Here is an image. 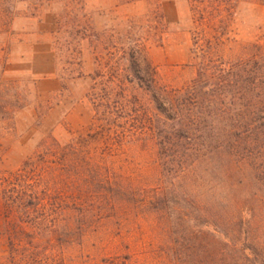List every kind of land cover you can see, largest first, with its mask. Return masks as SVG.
Instances as JSON below:
<instances>
[{
    "label": "trees",
    "instance_id": "obj_1",
    "mask_svg": "<svg viewBox=\"0 0 264 264\" xmlns=\"http://www.w3.org/2000/svg\"><path fill=\"white\" fill-rule=\"evenodd\" d=\"M22 1H26L22 11L25 16H32L43 3L61 2L55 14L52 43L57 49L76 47V51L64 56L53 53V73L58 71L68 78L82 75L79 47L85 40L99 63L94 75L103 77L106 84L91 86L88 93L97 129L64 142L47 134L17 168H0V237L4 243L0 264H218L212 261L214 249L210 244H182L185 233L179 235L173 229L193 219L192 203L202 207L199 200L185 199L184 204L180 200L186 191L184 179L194 174L195 165L206 152L227 147L235 155L242 146L246 148L245 158L264 166V101L238 104L229 114L225 104L212 105V99L206 103L201 86L196 84L214 71L228 72L210 57L211 53L216 55V46L225 34L220 24L226 9L214 1L205 14L198 12L191 31L193 63H188L196 68L197 79L195 85L177 92L158 80L140 54L138 43L126 50L119 44H104L91 29L82 0H0L1 32L11 34L9 27L19 13L16 3ZM158 25L162 33L161 15ZM105 46L110 47L106 58L100 54ZM7 70L2 59L0 118H11L15 110L31 102L25 79L8 76ZM259 71L256 69L257 79ZM225 91L217 87L216 94ZM184 103L188 104L185 114L180 108ZM209 105L211 109L205 111ZM48 107L37 99L33 105L40 116ZM118 117L123 121L116 120ZM133 133L152 140L158 174L151 182L139 174L121 171V165L116 164V155ZM152 202L156 204L151 206ZM137 212L152 228L169 233L164 240L169 242L170 233H178L179 242L177 238H171L172 244L163 240L154 259L138 258L136 253L140 251L132 249L119 252L101 247L95 252L96 246L83 245L89 236L93 237L89 244H110L109 224L116 221L120 226L126 219L124 214ZM187 227L194 232L193 226ZM43 229L54 231L53 239H60L61 244H41ZM215 254L219 260V252Z\"/></svg>",
    "mask_w": 264,
    "mask_h": 264
},
{
    "label": "rangeland",
    "instance_id": "obj_2",
    "mask_svg": "<svg viewBox=\"0 0 264 264\" xmlns=\"http://www.w3.org/2000/svg\"><path fill=\"white\" fill-rule=\"evenodd\" d=\"M82 1L91 29L104 44H119L126 50L138 43L140 54L145 56L158 80L177 92L185 86H193L197 79L196 68L188 64L193 63L194 19L200 15L198 12L205 14L210 9L209 4L219 3L226 9L225 19L220 24L225 34L216 46V55L211 53L210 57L215 58L214 64L224 66L228 72L214 71L202 77L203 80L196 83L204 92L201 95L206 103L212 99V105H227L229 114L235 112L238 104L264 101V0H210L203 4L194 0ZM25 2L16 3L19 13L9 27L11 34L0 31V47L3 48L0 62L5 59L7 63L5 74L25 79L31 99L30 104L15 110L11 118H0V168L4 170L17 168L31 155L35 143L47 134L64 142L69 137L97 129L88 93L91 86L99 88L106 84L103 77L94 75L99 63L94 59L92 46L85 40L79 47L81 76L68 78L61 72H52L53 53L64 56L76 51V47L57 49L52 43L55 14L61 2L43 3L32 16L23 14ZM159 15L164 23L162 33ZM109 48L100 49V54L106 58ZM256 69L260 70L258 79ZM217 87H224L226 91L217 95ZM36 99L49 105L41 116L33 108ZM181 106L185 114L188 104ZM209 106L204 107L205 111L211 109ZM116 120L122 122L123 118ZM245 150L240 146L235 155L227 147L206 152V157L195 165L194 174L184 179L186 191L180 200L181 204L185 199L199 200L202 207L192 203L193 219L174 226L173 230L179 235L185 233L181 240L178 233H170L172 239L177 238L182 244H210L214 249L212 261L218 264H264V166L245 158ZM119 151L116 164L121 165V171L139 174L148 182L157 177L152 140L133 133ZM154 204L152 202L151 206ZM146 205L150 209V204ZM123 216L126 219L120 226L116 221L109 224L110 244H89L93 238L89 236L83 245L96 246L95 252L101 247L119 252L132 249L140 251L136 253L138 258H156L160 244L169 233L146 224L140 212ZM140 217L143 220L138 224ZM187 224L194 227L193 233ZM53 233L43 229L41 244L60 245V239H53ZM171 238L164 242L172 244ZM3 248L0 237V250ZM217 251L219 260H216Z\"/></svg>",
    "mask_w": 264,
    "mask_h": 264
}]
</instances>
